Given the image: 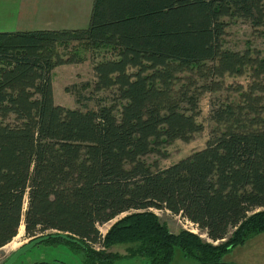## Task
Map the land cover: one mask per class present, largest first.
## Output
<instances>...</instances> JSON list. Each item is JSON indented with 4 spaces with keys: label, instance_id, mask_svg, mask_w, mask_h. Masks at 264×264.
<instances>
[{
    "label": "trees",
    "instance_id": "16d2710c",
    "mask_svg": "<svg viewBox=\"0 0 264 264\" xmlns=\"http://www.w3.org/2000/svg\"><path fill=\"white\" fill-rule=\"evenodd\" d=\"M235 20L264 34V0H94L86 29L0 33V249L22 226L30 240L66 234L88 264H114L126 256L107 251L121 245L148 264H170L175 249L212 264L264 233V56L225 46ZM86 60L84 87L110 104L56 105L53 71ZM246 72L245 86L225 84ZM205 94L217 97L204 148L148 164L202 132Z\"/></svg>",
    "mask_w": 264,
    "mask_h": 264
},
{
    "label": "rangeland",
    "instance_id": "374dc122",
    "mask_svg": "<svg viewBox=\"0 0 264 264\" xmlns=\"http://www.w3.org/2000/svg\"><path fill=\"white\" fill-rule=\"evenodd\" d=\"M263 32L254 31L248 23L241 20L231 22L227 29L225 38V46L234 51H244L245 49L257 50L264 56V34ZM99 55V54H98ZM101 55H103L101 53ZM100 57V56H99ZM93 81L92 62L86 60L77 67L73 65L59 66L53 71L52 88L53 99L56 105L63 106L69 109L78 108L80 110H95L98 104L109 105L111 100L110 92H100L91 94L90 87H84L87 83L90 85ZM248 82V73L246 72L241 77L225 78V84H241L246 85ZM217 97V95L205 94L200 99V116L197 121L202 125V132L193 136L188 143L182 141H174L161 149V152L166 156L163 158L157 154H151L145 157L148 164H156L158 169H164L187 157L192 152L204 148L208 139V134L213 124L209 120V100ZM78 99V100H77ZM159 216L160 220L165 223L170 232L177 233L184 229L192 233L200 235L206 240L205 235L201 234L196 227L191 223L182 220L178 216H172L168 212L154 211ZM124 215L98 226L101 235L113 225L118 219ZM22 238V239H21ZM20 240L13 241L0 249V264H3L10 255L22 245L28 243L30 239L25 238L24 232ZM74 241L57 239L52 242H42L27 252L22 254L14 264H33L36 262H54L57 264H88L84 250ZM216 244V243H215ZM17 247H16V246ZM127 245H121L110 248L107 252L118 253L126 257L117 260L114 264H148L146 258L128 257L126 254ZM94 250L102 249L96 245ZM220 263L226 264H264V233L254 236L244 245H239L231 249L227 254L220 257ZM170 264H198L190 258L183 257L179 249H175L173 260Z\"/></svg>",
    "mask_w": 264,
    "mask_h": 264
},
{
    "label": "crops",
    "instance_id": "0c3cea01",
    "mask_svg": "<svg viewBox=\"0 0 264 264\" xmlns=\"http://www.w3.org/2000/svg\"><path fill=\"white\" fill-rule=\"evenodd\" d=\"M93 2L94 0H0V33L86 29Z\"/></svg>",
    "mask_w": 264,
    "mask_h": 264
},
{
    "label": "water",
    "instance_id": "95a60500",
    "mask_svg": "<svg viewBox=\"0 0 264 264\" xmlns=\"http://www.w3.org/2000/svg\"><path fill=\"white\" fill-rule=\"evenodd\" d=\"M50 239H64V240H70L73 241L72 239H70L66 234H50V235H46V236H42V237H38V238H34L31 239L28 243L22 245L20 248H18L15 252H13L10 257H8V259H6V261H4L3 264H14L15 261L25 252H27L29 249H31L32 247L50 240ZM212 264H226V263H212Z\"/></svg>",
    "mask_w": 264,
    "mask_h": 264
},
{
    "label": "bare ground",
    "instance_id": "6f19581e",
    "mask_svg": "<svg viewBox=\"0 0 264 264\" xmlns=\"http://www.w3.org/2000/svg\"><path fill=\"white\" fill-rule=\"evenodd\" d=\"M23 232H24V228L21 226V227L19 228V230H18V233H17L16 237L13 239V241L20 240L19 238L22 237ZM21 239H22V238H21ZM13 241H12L11 243H13ZM11 243H10V244H11ZM10 244H8V245H10ZM15 246H16V245H15ZM16 247H17V246H16Z\"/></svg>",
    "mask_w": 264,
    "mask_h": 264
}]
</instances>
